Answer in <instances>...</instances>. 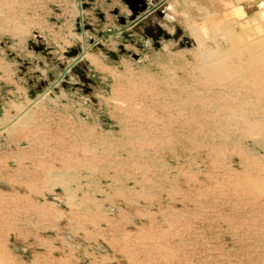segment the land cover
Masks as SVG:
<instances>
[{
    "label": "rangeland",
    "instance_id": "rangeland-1",
    "mask_svg": "<svg viewBox=\"0 0 264 264\" xmlns=\"http://www.w3.org/2000/svg\"><path fill=\"white\" fill-rule=\"evenodd\" d=\"M85 3L0 0V264H264V0Z\"/></svg>",
    "mask_w": 264,
    "mask_h": 264
},
{
    "label": "bare ground",
    "instance_id": "bare-ground-1",
    "mask_svg": "<svg viewBox=\"0 0 264 264\" xmlns=\"http://www.w3.org/2000/svg\"><path fill=\"white\" fill-rule=\"evenodd\" d=\"M81 6H82V4H81ZM258 9V8H257ZM187 17V16H186ZM234 23V22H233ZM227 24V23H226ZM229 24V23H228ZM240 25V24H239ZM226 26H228V29H227V32L229 33H233V34H235L236 35V32L233 30V29H230L229 28V25H226ZM233 26V25H232ZM190 27V26H189ZM244 27V26H243ZM191 28V27H190ZM242 28V27H241ZM222 29V28H221ZM245 29V27L243 28V30ZM251 29V28H250ZM249 29V30H250ZM257 30H258V33H259V35L258 36H260L261 35V37H263L264 36V30H261V29H259V28H257ZM256 30V31H257ZM197 31V30H196ZM246 31H248V30H246ZM251 31V30H250ZM255 31V30H254ZM256 31H255V33H256ZM218 32V31H217ZM223 32H224V30H223ZM243 32V31H242ZM252 33V32H251ZM213 34V33H212ZM241 35V34H240ZM197 36V35H196ZM211 36V35H210ZM213 36V35H212ZM212 36H211V38H212ZM218 36V35H217ZM221 36V35H220ZM242 36V35H241ZM210 38V39H211ZM236 38H237V36H236ZM256 39L257 40H259V38H257L256 37ZM198 40H199V38H198ZM200 41V40H199ZM198 41V42H199ZM203 41V40H202ZM261 41H262V43L260 42V40L257 42V43H259V44H255L253 47H246V48H244L245 49V51H246V53H245V55L247 56V59L246 58H244L242 61H240V62H238L239 64H240V66H242L243 67V69L246 71V75L245 76H243L242 78H245V79H247V77H249V76H251V75H253L254 73H255V71L258 69V67H260V66H262L263 64H264V37L263 38H261ZM206 42V41H205ZM211 42V41H210ZM205 45H208V44H205ZM199 46H200V44H199ZM205 47H207V46H205ZM204 47V48H205ZM200 48H202V47H200ZM217 48V47H216ZM206 50V49H205ZM86 53V50L84 51V53H83V55ZM201 53V55L203 56V58L204 59H207V58H212V57H214V56H216L217 54H220L221 53V50L219 51H210V52H208V53H204V52H200ZM249 53H250V55L251 56H254L255 57V59H251L250 57H249ZM73 60H74V58H72L71 59V61L70 62H68L67 64H70L71 62H73ZM66 64V65H67ZM51 91H49L48 89H46L45 90V92H43V93H41V94H39L36 98H34V99H31L32 100V103L31 104H26V105H24V106H26V109H30V108H32V107H34V104L36 103V102H38L43 96H44V94H49ZM15 115H19L18 113L17 114H15ZM14 115V116H15ZM6 130V128H3V129H0V132H2V131H5Z\"/></svg>",
    "mask_w": 264,
    "mask_h": 264
},
{
    "label": "crops",
    "instance_id": "crops-1",
    "mask_svg": "<svg viewBox=\"0 0 264 264\" xmlns=\"http://www.w3.org/2000/svg\"><path fill=\"white\" fill-rule=\"evenodd\" d=\"M160 2H162L163 0H159ZM90 4L85 3L84 5H86V7L90 10H96L97 12L100 11V18L106 20L108 23L105 24V28L108 29V25L111 26V34L110 36H112L113 34L116 33V31H114V29H117L119 26H122L123 29L121 30H125L126 27L125 24H122L121 21L119 20V18H125L127 20L126 24H130L131 21L129 20V16H119L118 14H115V10H118L117 8V3H119V0H90ZM106 5V6H105ZM110 17H117L118 21H117V25L113 24V18ZM114 31V32H113ZM118 31V30H117ZM130 35V34H129Z\"/></svg>",
    "mask_w": 264,
    "mask_h": 264
},
{
    "label": "water",
    "instance_id": "water-1",
    "mask_svg": "<svg viewBox=\"0 0 264 264\" xmlns=\"http://www.w3.org/2000/svg\"><path fill=\"white\" fill-rule=\"evenodd\" d=\"M122 1L128 5L129 9L133 13L132 16H129V20L131 21V25H133L134 23H136L137 20H139L138 14L140 13V11H144L146 9V0H122ZM114 13L118 14V10H115ZM120 21L122 24L127 23V20L125 18H122V20H120ZM84 51L85 50H83L82 53L76 55L74 57L73 62H71L70 64H67L64 67L61 75L53 82L52 85H50L47 88L49 91H51L54 87H56V85H58L60 83V81L63 79V77L66 75V73L68 71H70L75 65H77L83 59Z\"/></svg>",
    "mask_w": 264,
    "mask_h": 264
}]
</instances>
